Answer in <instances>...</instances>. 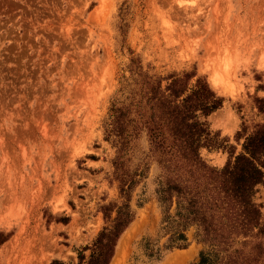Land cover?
Returning <instances> with one entry per match:
<instances>
[{"label": "rangeland", "instance_id": "rangeland-1", "mask_svg": "<svg viewBox=\"0 0 264 264\" xmlns=\"http://www.w3.org/2000/svg\"><path fill=\"white\" fill-rule=\"evenodd\" d=\"M132 62L163 88L183 73L204 78L223 99L209 129L237 153L236 133L264 123L255 102L264 99V0H0V264L89 257L83 249L115 217L101 208L122 202L104 124ZM147 150L142 134L125 168L140 169ZM200 156L222 168L228 152ZM157 174L150 163L131 191L134 218L110 264L197 262L193 228L184 249L166 248ZM256 202L264 215V186Z\"/></svg>", "mask_w": 264, "mask_h": 264}, {"label": "trees", "instance_id": "trees-1", "mask_svg": "<svg viewBox=\"0 0 264 264\" xmlns=\"http://www.w3.org/2000/svg\"><path fill=\"white\" fill-rule=\"evenodd\" d=\"M132 68L127 94L120 89L121 99L112 103L104 124L105 140L116 149L113 177L122 202L101 208L106 220L113 212L115 217L83 249L90 255L86 259L80 254L78 264L111 263L119 237L134 218L130 193L146 177L150 163L158 168L153 195L162 213L161 228L169 235L167 249H184L186 232L193 228L194 240L202 246L194 264H264V215L256 202L264 186V123L248 134L244 127L243 134L236 133L241 146L236 153L235 146L209 129L206 119L221 108L223 99L204 78L183 73L163 88L135 62ZM255 102L264 115V99ZM142 134L148 142L147 162L131 173L125 157L130 143ZM202 148L227 150L224 166L208 165L200 156ZM143 200H138L139 207ZM4 241L0 233V245Z\"/></svg>", "mask_w": 264, "mask_h": 264}, {"label": "bare ground", "instance_id": "bare-ground-1", "mask_svg": "<svg viewBox=\"0 0 264 264\" xmlns=\"http://www.w3.org/2000/svg\"><path fill=\"white\" fill-rule=\"evenodd\" d=\"M216 81V80H215ZM216 83V82H215Z\"/></svg>", "mask_w": 264, "mask_h": 264}]
</instances>
